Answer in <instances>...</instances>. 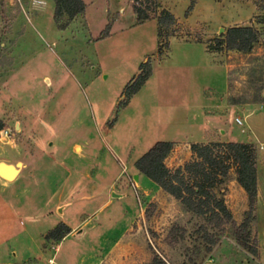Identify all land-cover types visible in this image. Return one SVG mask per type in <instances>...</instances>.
<instances>
[{
  "label": "rangeland",
  "instance_id": "rangeland-1",
  "mask_svg": "<svg viewBox=\"0 0 264 264\" xmlns=\"http://www.w3.org/2000/svg\"><path fill=\"white\" fill-rule=\"evenodd\" d=\"M132 1L82 0L83 16L54 19L52 0H0V120L8 134L0 158L34 155L45 172L43 199L24 173L8 192L7 208L18 211L7 217L12 232L0 242V259L151 264L156 255L164 264H264V205L241 247L230 222L207 223L133 166L156 142L173 144L163 162L170 172L194 159L192 143H247L264 201V0H155L156 15L174 17L167 37L157 36L155 18L136 20ZM244 26L259 34L251 52L220 44L228 28ZM146 60L151 73L128 96ZM225 164L211 192L238 225L246 196L234 165ZM24 185L29 193L12 198ZM58 219L72 235L44 239Z\"/></svg>",
  "mask_w": 264,
  "mask_h": 264
},
{
  "label": "trees",
  "instance_id": "trees-1",
  "mask_svg": "<svg viewBox=\"0 0 264 264\" xmlns=\"http://www.w3.org/2000/svg\"><path fill=\"white\" fill-rule=\"evenodd\" d=\"M54 4V19L65 15L67 19L83 16L85 5L82 0H52ZM132 13L138 22L149 19L156 20L157 36H169V28L174 25V17L166 10H160L156 15L158 4L155 0H133ZM192 2V1H191ZM109 26L106 25L99 34V38L108 34ZM259 34L252 27L228 28L220 44L226 49L247 54L258 42ZM161 55V48H157ZM148 60L140 64L138 73L133 77L131 84L127 85L125 92L132 95L146 81L150 75ZM4 128L0 120V130ZM171 142L154 143L133 166L135 170L154 183L163 192L177 200L187 211L196 216H202L207 223L214 220H226L234 228L236 241L241 247L246 246L248 239L247 227L253 218L255 200L257 195L258 172L255 165L256 150L245 143H217L207 144L192 143L189 150L194 156L191 162H187L182 168L170 172L164 166V159L172 149ZM224 151L225 157L220 153ZM234 165V178L238 186L243 190L247 207L241 223L236 225L222 200H217L212 189L223 182L227 175L228 165L226 161ZM69 228L63 223L56 224L44 237L46 240L60 241L69 233ZM211 243H213L211 241ZM249 249V248H248ZM255 254L254 249H249ZM151 264H164L156 255L151 259Z\"/></svg>",
  "mask_w": 264,
  "mask_h": 264
},
{
  "label": "crops",
  "instance_id": "crops-1",
  "mask_svg": "<svg viewBox=\"0 0 264 264\" xmlns=\"http://www.w3.org/2000/svg\"><path fill=\"white\" fill-rule=\"evenodd\" d=\"M130 19H132V18H130ZM202 50H203L205 55L210 57V54L207 53L203 47H202ZM211 55H213V54H211ZM3 129H5V127ZM0 140H1V138H0ZM7 140H8L7 143L9 144V142H10L9 138H7ZM198 143H206V140L200 141ZM72 147H73L72 148L73 152L78 154L80 151L79 146L74 144ZM258 147H260V150H262V152L264 153V145H261V146L259 145ZM75 148H78V152L75 151ZM3 158H0L1 163L5 164L7 166H12V167H15L16 164H18L19 166L16 168V170H17L16 175L14 176V178L12 180L8 181V180H5V179L0 177V196L3 197V198L0 197V242L1 243L5 242L6 238H9V236L11 235V232H12L11 231V225H10L12 220L11 219L8 220L7 217H11V218H13V216L16 217V214L18 211L17 209H13V208L11 211L10 209L7 208V205L9 207L11 206L10 202H9L10 200L8 199L9 196H7L9 194L8 192L10 191L11 187L13 185H15V183H17L18 179H20V177H21V174L24 173L25 178H27L26 180H29L28 183L33 184V186L36 188V194L37 195L39 194L41 199H43V193H42V191H41L42 189L40 187H43V185H44L43 181H44V174H45L44 169L40 165V161H39L40 158H35L34 155H27L24 153L22 155L18 154L17 158H15V156L10 157L9 159L6 157L4 159ZM49 160H52V159L49 158ZM58 164H59V167H61V163H58ZM7 166H5L6 168L4 170L2 169V171H1V173L4 175H9L11 173V170ZM64 170H65V173L67 176L71 174L70 171L68 170V168L64 167ZM27 186L28 185H24L18 191H15L16 190L15 189L12 193V198H16V197H18V195H20V197H21V195H23V194H28L30 190ZM113 196H114V194H113ZM116 196L117 195H115L114 198H118ZM58 200H60V199H58ZM108 202L109 201L105 202L104 204H107ZM263 205H264V201H262V199H259V194L257 192L256 200H255V206H254L256 213H257L258 207L259 206L262 207ZM64 207L65 206H62L61 208L58 209L59 210V213L57 215L58 218L63 216ZM57 222L62 223L59 219ZM57 222H56V224H58ZM65 226H67V225H65ZM68 228L70 231L67 235H69V234L72 235V233L74 232L75 229L70 228V227H68ZM4 258L0 259V264H12Z\"/></svg>",
  "mask_w": 264,
  "mask_h": 264
},
{
  "label": "water",
  "instance_id": "water-1",
  "mask_svg": "<svg viewBox=\"0 0 264 264\" xmlns=\"http://www.w3.org/2000/svg\"><path fill=\"white\" fill-rule=\"evenodd\" d=\"M221 30H219V32H220ZM4 166H7V165H5V164H3V163H1L0 162V177L1 178H3V179H5V180H12L13 178H14V176L16 175V168L19 166L18 164H16L15 165V167H12V166H7V167H9L13 172H14V174H13V176L11 177V178H6L4 175H2V173H1V171H2V167H4Z\"/></svg>",
  "mask_w": 264,
  "mask_h": 264
},
{
  "label": "built area",
  "instance_id": "built-area-1",
  "mask_svg": "<svg viewBox=\"0 0 264 264\" xmlns=\"http://www.w3.org/2000/svg\"><path fill=\"white\" fill-rule=\"evenodd\" d=\"M234 121H235V123L240 124L239 119L235 118ZM2 136H3V137H7V136H8V134H7V130H6V129H2V130H0V138H1ZM48 263H51V261L49 260Z\"/></svg>",
  "mask_w": 264,
  "mask_h": 264
},
{
  "label": "bare ground",
  "instance_id": "bare-ground-1",
  "mask_svg": "<svg viewBox=\"0 0 264 264\" xmlns=\"http://www.w3.org/2000/svg\"><path fill=\"white\" fill-rule=\"evenodd\" d=\"M6 167L4 166V167H2V169L4 170ZM10 169V168H9ZM11 170V169H10ZM13 174H14V172L11 170V173L9 174V175H4V174H2V175H4L7 179L8 178H11L12 176H13ZM8 181H10V180H8Z\"/></svg>",
  "mask_w": 264,
  "mask_h": 264
}]
</instances>
